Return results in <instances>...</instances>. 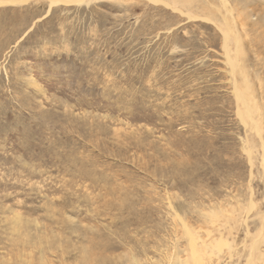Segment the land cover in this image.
I'll return each mask as SVG.
<instances>
[{
	"label": "rangeland",
	"instance_id": "rangeland-1",
	"mask_svg": "<svg viewBox=\"0 0 264 264\" xmlns=\"http://www.w3.org/2000/svg\"><path fill=\"white\" fill-rule=\"evenodd\" d=\"M0 264H264V0H0Z\"/></svg>",
	"mask_w": 264,
	"mask_h": 264
},
{
	"label": "bare ground",
	"instance_id": "bare-ground-1",
	"mask_svg": "<svg viewBox=\"0 0 264 264\" xmlns=\"http://www.w3.org/2000/svg\"><path fill=\"white\" fill-rule=\"evenodd\" d=\"M57 1V0H56ZM9 2V1H8ZM53 2H55V0H53Z\"/></svg>",
	"mask_w": 264,
	"mask_h": 264
}]
</instances>
